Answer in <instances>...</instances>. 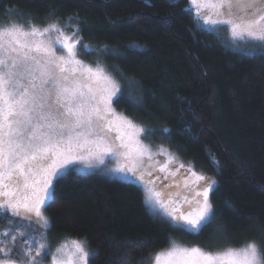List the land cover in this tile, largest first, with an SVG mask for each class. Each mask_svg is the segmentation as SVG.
I'll return each instance as SVG.
<instances>
[{"label": "trees", "instance_id": "1", "mask_svg": "<svg viewBox=\"0 0 264 264\" xmlns=\"http://www.w3.org/2000/svg\"><path fill=\"white\" fill-rule=\"evenodd\" d=\"M191 7L189 0H0L2 23L42 26L78 16L82 42L108 46L103 60L109 72L116 76L115 66L140 84L134 95L142 107L114 100L115 108L155 129L145 142L167 147L178 164H192L197 174L216 180L210 195L216 220L192 235L151 210L138 184L72 169L55 182L46 208L50 250L77 239L96 253L89 264H148L173 242L217 251L264 235V54L227 47ZM27 223L0 214V233L16 234ZM30 223L25 235L37 227ZM16 245L13 259L19 236Z\"/></svg>", "mask_w": 264, "mask_h": 264}, {"label": "snow or ice", "instance_id": "2", "mask_svg": "<svg viewBox=\"0 0 264 264\" xmlns=\"http://www.w3.org/2000/svg\"><path fill=\"white\" fill-rule=\"evenodd\" d=\"M195 6V17L213 29L224 26L233 40L255 41L264 45V0H189ZM203 5L204 10H201ZM55 11L50 17L55 16ZM75 21V22H74ZM78 16L67 22L47 23L37 27L26 25L0 26V214L37 225L31 235L25 227L9 236L0 233V264H43L51 255L47 232L51 225L44 210L53 200L54 184L76 163L85 167L103 165L106 157H119L120 166L111 169L124 180L163 184L165 192L175 185L184 191L162 192L148 188L146 202L152 210L163 211L173 227L199 235L216 220L210 193L216 181L191 169L180 173L183 164L161 147L155 154L140 139L155 129L144 128L117 114L113 101H124L142 107L134 95L139 82L113 66L110 74L103 57L107 45L93 48L82 42ZM70 30V34L65 32ZM83 52H77V46ZM67 56L56 55V47ZM96 54L86 65L78 55ZM117 76L119 79H117ZM26 81V83H25ZM117 135L113 136L112 132ZM167 133L168 129H163ZM164 155V160L155 156ZM95 161V163H93ZM212 163H218L214 159ZM171 166V167H170ZM158 173H165L163 178ZM180 174V179H175ZM181 197L174 200V197ZM169 204L180 205L169 208ZM226 207H231L226 204ZM19 236L21 246L15 252ZM11 241L5 244L4 238ZM75 260L68 264H89L86 242L73 241ZM61 251V249H57ZM44 253V255H41ZM53 264L56 257L52 256ZM148 264H264V235L259 242H245L240 248L205 251L200 247H173L147 258ZM122 264H128L123 260Z\"/></svg>", "mask_w": 264, "mask_h": 264}, {"label": "rangeland", "instance_id": "3", "mask_svg": "<svg viewBox=\"0 0 264 264\" xmlns=\"http://www.w3.org/2000/svg\"><path fill=\"white\" fill-rule=\"evenodd\" d=\"M201 7H203V5H201ZM10 25H25V24H22V23H16V22H9V23H2L0 22V26H10ZM36 25V24H34ZM37 27H45L47 25H42V26H39V25H36ZM208 30H211L214 34H216L217 37H220L221 40L225 43V45L229 48H232L236 51H239V52H243L247 55H250V56H253V55H256V54H264V45H261L260 43L258 42H255V41H249L247 38L244 39V40H233L230 36V33L228 31H225L224 29V26H219L218 28L216 29H213L212 27L208 26L207 27ZM65 32L70 34V31H68L67 29H65ZM56 55L60 56V55H63V56H67V51L66 50H61L58 46L56 47ZM77 52L78 53H81L83 52V49H81L79 47V45L77 46ZM86 55H78V59L82 60L84 62V64L86 65H91L92 62L89 60V59H86L85 58ZM110 74H112L110 72ZM113 75V74H112ZM26 83V81H25ZM114 102L113 101V108L115 109V111L117 112V114L121 115V116H125L127 117L128 119H131L129 118L126 114L124 113H121L119 112L115 106H114ZM132 120V119H131ZM133 121V120H132ZM135 124L141 126L140 124H138L137 122L133 121ZM112 135L115 136L117 135V133L114 131L112 132ZM140 139L142 140V142L145 144V145H148L150 146V148L152 149L153 153L155 154L161 147H163L164 149L167 150V152L169 154H171L173 157H175V160H179L178 156H175L171 151L170 149H168L167 147L165 146H162V145H157V146H154V145H151L149 143H147V140L146 142L144 141V135H141ZM156 159H159V160H164L166 159L167 157L164 156V155H159V156H155ZM176 162V161H175ZM93 163H95V161H93ZM122 163V160L121 158L119 157H106L105 158V162L103 165H100L98 167H91V168H88V167H85V165L83 163H76V164H73L70 166V169L72 170H75L76 172L78 173H84V174H98L102 177H105L107 179H110V180H120V181H124V182H130V183H133V184H138L141 188H143V191H144V199H146V197L149 195L147 189L148 188H152L154 191H159V192H162L163 195H167V192H175V191H184L183 189H178L175 187V185H173V188L171 189H168L167 192H165L164 188L163 187H158L159 183H161L160 180H157L155 182V184H147L146 181L148 179H154L155 176L157 175V173H153V177H147L145 178V181L144 182H137L134 178H129V180H124L123 177L121 176V174L119 173H114V172H111L110 170L111 169H114L118 166H120V164ZM176 165L178 166L179 164L176 162ZM171 167V166H170ZM187 169H191L192 171H195L196 170L194 169L193 165H186L184 166L183 168V173L185 172V170ZM159 175L161 176V178H163V176L165 175L164 173H159ZM180 179V178H178ZM177 179V180H178ZM215 180V179H214ZM169 180H165L163 181V183H166L168 182ZM216 181V180H215ZM172 180L169 182L171 183ZM216 184L214 185V188H215ZM211 195V193H210ZM209 199L211 200V196H209ZM174 200H180L181 201V197H174ZM147 203V202H146ZM183 202L181 201V204ZM148 207H150V209L152 210V207L150 204H148ZM180 205H176V204H169V208L171 209L172 207H178ZM47 208V207H46ZM156 213L158 215H161L164 217L165 220H167L169 222V220L163 215V211L160 210V211H156ZM44 215L47 217V219L49 220L50 222V225H51V220L46 212V209L44 210ZM34 222V221H32ZM35 223V222H34ZM170 223V222H169ZM171 224V223H170ZM52 226V225H51ZM180 230V229H179ZM182 231V230H181ZM188 233V232H186ZM191 234V233H189ZM194 235V234H192ZM73 241H79L81 243H85V241H80V240H77V239H66V240H63L62 243L56 245L55 247H53L51 249V259L50 261L47 263V264H53V260H52V256L54 255L56 257V264H68V261L70 260H75V248H74V245H73ZM183 247V248H191V247H200L199 245H193V244H188V243H184V244H181L179 242H173L172 246L168 249H165V250H162V252H167L169 250H171L173 247ZM201 248V247H200ZM228 248H237V247H228ZM240 248V247H239ZM57 249H61V251H57ZM203 250L205 251H211L209 249H204L202 248ZM223 249L221 250H217V251H211V252H218V251H222ZM86 251H89L90 253V248L89 246H86ZM161 253V252H160ZM158 254V253H157ZM19 264V263H17Z\"/></svg>", "mask_w": 264, "mask_h": 264}]
</instances>
